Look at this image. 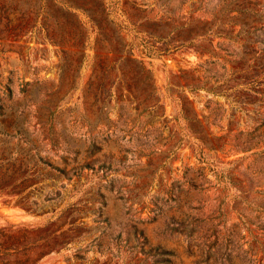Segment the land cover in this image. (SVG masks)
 <instances>
[{"label": "rangeland", "instance_id": "rangeland-1", "mask_svg": "<svg viewBox=\"0 0 264 264\" xmlns=\"http://www.w3.org/2000/svg\"><path fill=\"white\" fill-rule=\"evenodd\" d=\"M4 1L0 104L88 167L0 228L36 264H264V0Z\"/></svg>", "mask_w": 264, "mask_h": 264}, {"label": "trees", "instance_id": "trees-1", "mask_svg": "<svg viewBox=\"0 0 264 264\" xmlns=\"http://www.w3.org/2000/svg\"><path fill=\"white\" fill-rule=\"evenodd\" d=\"M0 18L4 20V30L9 31L11 17L4 0H0ZM10 92L8 88V96ZM13 116V111L0 104V136H4L0 143V196L15 195V202L28 212L41 213L45 211V202H52L61 195V190L53 185L58 177L64 176L68 180L72 176L80 178L88 163L74 157L73 162L64 159V165L60 167L46 159L39 153V146L28 138L27 129L19 121L10 120ZM11 138H18L16 145L9 144ZM50 144L54 146L55 143L51 141ZM94 153L92 148L89 155ZM87 157L84 156L83 161ZM45 180L51 183H45ZM27 237L25 230L0 228V264H36L47 253L46 248H37L36 251H33L35 248H28L31 242L27 241ZM42 246L46 247L47 243Z\"/></svg>", "mask_w": 264, "mask_h": 264}]
</instances>
